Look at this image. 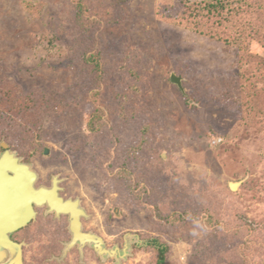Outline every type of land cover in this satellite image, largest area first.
Returning <instances> with one entry per match:
<instances>
[{
  "label": "rangeland",
  "instance_id": "374dc122",
  "mask_svg": "<svg viewBox=\"0 0 264 264\" xmlns=\"http://www.w3.org/2000/svg\"><path fill=\"white\" fill-rule=\"evenodd\" d=\"M194 1L81 0L86 27L74 0H0V94L33 113L28 125L0 118V154L5 143L36 186L60 178L84 229L119 255L61 252L66 235L41 251L39 210L30 238L17 235L24 264H156L151 240L165 264H264V104L249 120L237 107L239 81L264 89V44L188 28L182 5ZM97 108L106 124L91 130Z\"/></svg>",
  "mask_w": 264,
  "mask_h": 264
},
{
  "label": "trees",
  "instance_id": "16d2710c",
  "mask_svg": "<svg viewBox=\"0 0 264 264\" xmlns=\"http://www.w3.org/2000/svg\"><path fill=\"white\" fill-rule=\"evenodd\" d=\"M74 5L79 13V19H81L82 24L86 27H89L91 22L89 21L90 19L85 15V5L81 2V0H74ZM182 6L184 7L183 15H189L194 21L193 25H191L192 22L187 23L188 28L197 30L199 33L209 34V36L217 40L221 39V36L224 33V37L222 36L223 40L228 44L235 43V37L237 35L242 37V41H244V39L246 40L247 38L244 37V33L248 37L254 38L257 42H262V44H264V0H234V2H232V0H199L190 4L185 3ZM244 12H248L250 19L251 15L253 16L254 23L252 20H250L246 26H243V24L240 23L238 16H241V14ZM232 26H235L236 29L231 28ZM244 47L245 46L236 47L238 52V64H242L241 62L243 61L244 57V54L242 53L246 50V47ZM88 59H90L91 63L95 67H100L99 59L96 54L90 55ZM257 64L261 69L264 68V60H258ZM240 78L243 77L240 76ZM249 81V79H244L242 82L239 81L240 90L237 107L240 110L241 116L243 118L251 116L249 112H251L253 109V104L256 100L257 104H264V89L256 90L252 82ZM237 82L235 84H238ZM10 92L11 91H6V93L2 92L0 94V118L3 116L9 119V116L12 115V117H14H11V121H13L15 124L21 120L23 121L25 117H27V124L33 116L31 111L32 108L29 107L31 104L29 99H20L17 93ZM261 96L263 98V103L260 99ZM22 100H24L25 105L23 104ZM249 117H247L248 120ZM26 124H24V126ZM105 124L106 123L103 120L102 112L100 113V108H97L96 111L90 116V129L93 130L97 128L98 130L99 128L104 127ZM16 125L21 126L20 124ZM149 245L155 248L156 264H165L167 246L159 244L155 240L149 241ZM241 250L242 253L247 254L245 249L241 248Z\"/></svg>",
  "mask_w": 264,
  "mask_h": 264
},
{
  "label": "water",
  "instance_id": "95a60500",
  "mask_svg": "<svg viewBox=\"0 0 264 264\" xmlns=\"http://www.w3.org/2000/svg\"><path fill=\"white\" fill-rule=\"evenodd\" d=\"M171 81L180 86L179 78L174 74L171 75ZM1 146L3 151L0 154V264H24L21 243L13 241L10 238L11 233L26 225L34 217L33 204L42 205L47 202L56 210L57 207L59 208L61 198H57L56 194L53 198L43 186L35 187L37 173L29 164L21 162L5 143H1ZM53 181L55 183L56 176H53ZM236 186V182L229 183L231 189H235ZM73 203L77 206L78 199ZM80 213L84 211L80 209ZM71 230L73 236L66 248L76 242H79L81 248L84 242L88 241L93 242L98 255L116 257L117 247L106 249L103 247L101 237L80 231L77 216L72 219ZM125 249H128L127 242H125Z\"/></svg>",
  "mask_w": 264,
  "mask_h": 264
},
{
  "label": "flooded vegetation",
  "instance_id": "af4514ba",
  "mask_svg": "<svg viewBox=\"0 0 264 264\" xmlns=\"http://www.w3.org/2000/svg\"><path fill=\"white\" fill-rule=\"evenodd\" d=\"M44 183L45 184H43L41 186L45 187L49 191L50 196H52L54 198V195L56 194V197L61 198V201H60V203L57 202V203H59V208L57 207L56 210L54 208H51L47 202H45L42 205L33 204V209L35 212L34 217L26 225L16 229L15 231H13L11 233L10 238L15 242L21 243L23 263H25L26 244H25V242L19 240L17 235L20 233L24 236V239H27V240L30 238L29 236H31V234L28 235L29 234V232H28L29 227L34 222H36V219H38V216L40 214L39 210H42V215L46 216L44 221L37 223L36 232H35V233L40 232L45 236V240L43 242L39 241V243H38L40 246V250L43 252L45 250H44L42 243H44V245L47 247V250L52 251L55 243H59L60 240L65 235L67 237H66V240L64 242H62L63 247H62L61 252L63 250H70L72 248H75L76 250L80 249L79 242H76L72 246L66 248V245L71 241L72 236H73V233L71 230V223H72V219L76 218V216H77L78 221H79V226H80L81 232L90 233V234H93L95 236L101 237L100 235L96 234L93 231H87L84 229L82 223H83V219L87 216L86 212L82 208L79 199H78L79 203L76 206L73 202L77 198H70V197H66L63 195V192H62L63 188H62V183L60 181V178L56 177V181L54 183L53 176H52L49 180L47 179L46 182H44ZM35 187H38V186L35 185ZM52 207H54V206H52ZM79 208L82 209L84 211V213H80ZM53 236H55V238H53ZM102 240H103V238H102ZM39 246L37 245L38 249H39ZM87 246L90 248V250H92L95 254H97V251L95 250V247L93 246V242H88V241L84 242V244L82 245V248L85 249ZM103 247H104V242H103ZM117 255H118V253H117Z\"/></svg>",
  "mask_w": 264,
  "mask_h": 264
},
{
  "label": "bare ground",
  "instance_id": "6f19581e",
  "mask_svg": "<svg viewBox=\"0 0 264 264\" xmlns=\"http://www.w3.org/2000/svg\"><path fill=\"white\" fill-rule=\"evenodd\" d=\"M234 186H235V185H234ZM46 198H47V197H46ZM117 252H118V251H116V253H115L116 257H118Z\"/></svg>",
  "mask_w": 264,
  "mask_h": 264
}]
</instances>
